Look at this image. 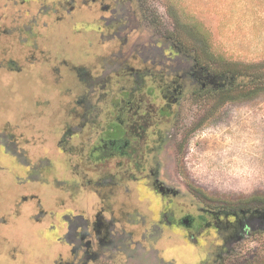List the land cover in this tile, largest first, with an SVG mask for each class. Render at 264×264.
Returning <instances> with one entry per match:
<instances>
[{
	"label": "flooded vegetation",
	"instance_id": "obj_1",
	"mask_svg": "<svg viewBox=\"0 0 264 264\" xmlns=\"http://www.w3.org/2000/svg\"><path fill=\"white\" fill-rule=\"evenodd\" d=\"M38 1L0 0V14L9 15L0 21V38L10 28L20 31L19 20L31 16V48L24 59L8 61L10 79L19 112L31 115H19L20 121L33 115L34 125L38 121L32 146L47 157L41 163L49 173L61 171L67 178L54 183L52 179L54 186L35 188L30 197L18 192L22 215L41 226L38 237L48 243V252L63 245L61 257L43 256V262L48 258V264H98L121 255L126 264H169L151 257L127 229L135 224L128 219L134 208L125 201L130 193L127 183L145 182L163 208L171 207L173 198H164L171 189L159 177L176 132L168 124L178 117L186 95L214 98L226 79L211 63L200 60L196 50L181 47L172 33L166 41L159 36L149 43L142 34L134 35V0H53L31 15ZM26 90L30 95L24 97ZM30 102L33 106L27 105ZM2 145L6 151L8 145ZM6 156L12 166H27L18 152ZM42 164L32 165L29 178L32 173L44 175ZM56 187L66 196H60V205L54 196L45 208L39 194H53ZM30 199L36 204L29 205ZM207 210L202 207L201 213L182 217H166L162 211L153 226L181 227L196 243L215 228L224 247H230L241 239L239 222L257 217L226 208ZM2 224H7L4 217Z\"/></svg>",
	"mask_w": 264,
	"mask_h": 264
},
{
	"label": "rangeland",
	"instance_id": "obj_2",
	"mask_svg": "<svg viewBox=\"0 0 264 264\" xmlns=\"http://www.w3.org/2000/svg\"><path fill=\"white\" fill-rule=\"evenodd\" d=\"M51 1L35 3L31 15L43 2ZM133 8L137 29L134 35L142 34L148 43L159 36L166 41L173 34L182 42L181 47L196 50L200 60L206 65L211 63L216 73L225 68L264 67V0H134ZM4 15L9 16L0 14V21ZM30 17L22 16L19 20L22 30L10 28L0 38V217L7 221L0 225V264H48L49 259L44 263V257L58 259L63 251L60 245L54 252H48V243L38 237L41 226L30 224L29 218L22 215L24 207L19 206L22 202L19 190L30 197L39 187H51L52 179L53 183L67 180L61 171L49 173L46 163H41L47 157L32 146L33 129L38 127V121L36 125L33 123L34 115L27 122L19 119L25 113L19 112L17 91L7 64L11 59H24L31 48V35L27 33ZM27 95L30 94L26 90L24 97ZM25 100L29 102V97ZM30 122L32 125L28 127L23 124ZM170 125L176 132L159 177L171 189L164 195L166 200L173 198L171 207L163 208L159 197L144 186L145 182L127 183L130 193L125 201L134 208L128 219L135 223L127 229L134 233L136 243L151 257L164 259L169 264H205L206 261H210L208 264H264V218L261 216H247L239 222L241 239L230 247H224L225 241L215 228L205 232L203 240L196 243L194 236L191 241L187 239L181 227L164 225L156 229L153 226L162 211L166 217L194 216L201 213L202 207L217 211L258 197L264 200V90L235 100H215L207 95L197 99L188 94L179 106L178 117L168 128ZM51 142L55 144L53 139ZM4 143L9 148L6 146V151L1 147ZM17 152L22 154L27 166L10 165L6 155ZM57 152L55 147L53 155ZM41 164L44 175L32 174L34 178L46 179L43 184L26 174L32 165L38 168ZM56 188L53 194L51 190L46 195L39 194L45 208L50 207L48 202L54 196L58 197L59 205L63 200L60 196H66L64 190ZM27 202L36 204L31 199ZM140 208L142 212L138 213ZM98 264H126V261L117 255Z\"/></svg>",
	"mask_w": 264,
	"mask_h": 264
},
{
	"label": "trees",
	"instance_id": "obj_3",
	"mask_svg": "<svg viewBox=\"0 0 264 264\" xmlns=\"http://www.w3.org/2000/svg\"><path fill=\"white\" fill-rule=\"evenodd\" d=\"M226 79L224 87L217 89L214 99L225 98L227 100H235L238 98H247L255 93L264 90V67L244 68L235 70L225 68L219 73ZM228 210L242 211V213L254 214L257 217L264 218V200L260 197L251 199L247 203H240L231 207H226Z\"/></svg>",
	"mask_w": 264,
	"mask_h": 264
}]
</instances>
